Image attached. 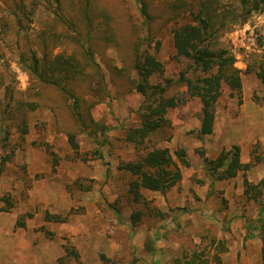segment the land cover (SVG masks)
<instances>
[{
	"label": "rangeland",
	"instance_id": "rangeland-1",
	"mask_svg": "<svg viewBox=\"0 0 264 264\" xmlns=\"http://www.w3.org/2000/svg\"><path fill=\"white\" fill-rule=\"evenodd\" d=\"M3 1L11 4L0 0V16L6 12ZM171 1L150 3L152 33L160 43L156 49L153 41L149 50L163 63L165 76L175 79L186 60L174 55L172 22L165 19ZM100 2L113 6L128 27L143 20L136 0ZM224 2L227 10L236 7ZM26 6L22 27L12 15L7 29L0 26V264H173L202 249L210 257L218 253L222 264H260L261 240L253 227L264 221V83L245 70L264 59V2L222 38L242 70L240 93L230 96L223 87L213 130L201 137L197 99L167 113L170 126L153 141L171 152L184 149L189 166L181 167L180 181L164 193L141 189L138 202L127 195L130 176L119 166L136 157L124 131L137 122L142 97L111 73L112 66L122 65L116 48L108 44L96 55L107 89L92 116L107 129L92 137L77 128L68 101L49 86L36 90L19 63V52L26 40L32 44L46 13L42 4L34 13ZM69 51L65 43L51 49ZM68 130L76 132L77 150L67 142ZM232 145H238L248 169L210 186L197 150L215 157ZM136 210L143 213L132 224ZM66 247L77 256L67 255Z\"/></svg>",
	"mask_w": 264,
	"mask_h": 264
},
{
	"label": "trees",
	"instance_id": "trees-1",
	"mask_svg": "<svg viewBox=\"0 0 264 264\" xmlns=\"http://www.w3.org/2000/svg\"><path fill=\"white\" fill-rule=\"evenodd\" d=\"M6 12L0 16V26L7 29L8 15L16 25L23 26L28 7L34 13L43 5L44 26L37 31L32 44L26 40L19 52V63L28 72L36 90L49 86L68 101L70 115L77 128L89 136L106 134L107 125L92 116L93 107L106 94L107 83L96 55L102 54L108 44H113L122 60L121 66H112L111 73L126 81L142 97L137 108L138 119L134 125L125 128L124 139L136 150V157L126 161L119 169L127 173L126 193L133 202L143 200L141 189L164 193L176 185L181 177V167L189 166L185 150L162 148L153 141L157 135L163 137L170 126L167 113L197 99L198 137L212 132L215 119V105L226 86L230 96H237L242 88V70L235 65L232 49L223 41L225 31L237 22H246L254 12L262 8L264 0H230L232 10H227L224 0H172L168 7L166 21L170 27L171 42L176 57L186 60V66L174 79L165 76L163 63L149 50L154 41L158 49L151 23L155 15L151 12L153 0H136L142 22L136 27L120 22L116 9L103 5L100 0H8ZM11 7L12 10L9 8ZM3 12L4 10L1 9ZM7 15V17H6ZM186 20L179 23L178 18ZM18 30V29H17ZM61 43L68 44V53L52 54L51 49ZM34 45V46H33ZM254 71L264 83V59L258 60ZM89 95V99L85 97ZM67 142L77 150L76 132H66ZM202 157V168L209 185L225 180L248 169L249 164L240 159L238 145L221 149L215 157L198 149ZM203 181V180H202ZM142 211L130 214L131 223L141 219ZM46 217H49L46 214ZM57 220L61 217L56 216ZM23 223V222H19ZM261 240L260 264H264V221L256 226ZM66 254L77 256L73 247H66ZM205 250H193L183 257L174 258L173 264H222L218 253L208 256Z\"/></svg>",
	"mask_w": 264,
	"mask_h": 264
}]
</instances>
